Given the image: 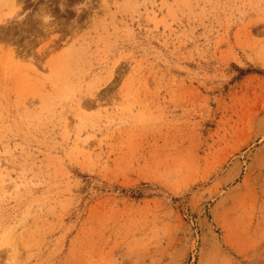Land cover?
I'll list each match as a JSON object with an SVG mask.
<instances>
[{
    "label": "rangeland",
    "instance_id": "374dc122",
    "mask_svg": "<svg viewBox=\"0 0 264 264\" xmlns=\"http://www.w3.org/2000/svg\"><path fill=\"white\" fill-rule=\"evenodd\" d=\"M264 0H0V264H264Z\"/></svg>",
    "mask_w": 264,
    "mask_h": 264
},
{
    "label": "bare ground",
    "instance_id": "6f19581e",
    "mask_svg": "<svg viewBox=\"0 0 264 264\" xmlns=\"http://www.w3.org/2000/svg\"><path fill=\"white\" fill-rule=\"evenodd\" d=\"M260 65H261L262 67H264V63L260 62Z\"/></svg>",
    "mask_w": 264,
    "mask_h": 264
}]
</instances>
